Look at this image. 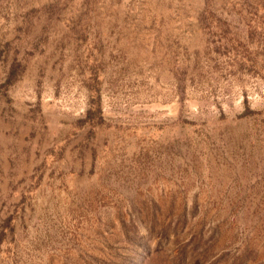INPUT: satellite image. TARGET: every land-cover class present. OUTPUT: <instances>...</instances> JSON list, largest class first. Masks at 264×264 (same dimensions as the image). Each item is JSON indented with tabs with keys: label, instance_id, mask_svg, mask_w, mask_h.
Here are the masks:
<instances>
[{
	"label": "rangeland",
	"instance_id": "374dc122",
	"mask_svg": "<svg viewBox=\"0 0 264 264\" xmlns=\"http://www.w3.org/2000/svg\"><path fill=\"white\" fill-rule=\"evenodd\" d=\"M0 264H264V0H0Z\"/></svg>",
	"mask_w": 264,
	"mask_h": 264
}]
</instances>
